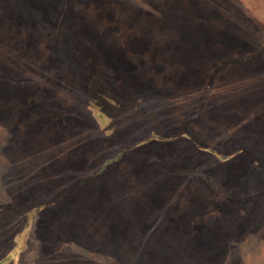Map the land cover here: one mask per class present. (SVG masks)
<instances>
[{"label":"rangeland","instance_id":"obj_1","mask_svg":"<svg viewBox=\"0 0 264 264\" xmlns=\"http://www.w3.org/2000/svg\"><path fill=\"white\" fill-rule=\"evenodd\" d=\"M0 264H264V0H0Z\"/></svg>","mask_w":264,"mask_h":264},{"label":"trees","instance_id":"obj_2","mask_svg":"<svg viewBox=\"0 0 264 264\" xmlns=\"http://www.w3.org/2000/svg\"><path fill=\"white\" fill-rule=\"evenodd\" d=\"M97 117L102 123H104L106 121V118H107L105 115H103V113H100V112L97 113Z\"/></svg>","mask_w":264,"mask_h":264}]
</instances>
